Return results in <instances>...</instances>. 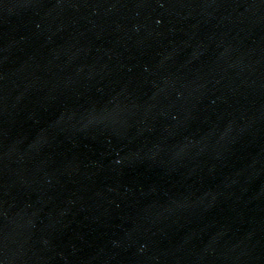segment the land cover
Returning a JSON list of instances; mask_svg holds the SVG:
<instances>
[{
    "label": "water",
    "instance_id": "obj_1",
    "mask_svg": "<svg viewBox=\"0 0 264 264\" xmlns=\"http://www.w3.org/2000/svg\"><path fill=\"white\" fill-rule=\"evenodd\" d=\"M0 264H264V0H0Z\"/></svg>",
    "mask_w": 264,
    "mask_h": 264
}]
</instances>
